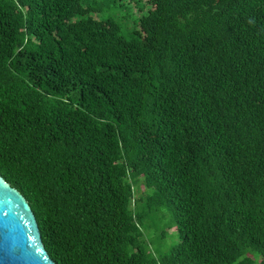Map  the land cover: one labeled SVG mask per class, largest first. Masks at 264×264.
I'll use <instances>...</instances> for the list:
<instances>
[{
    "label": "trees",
    "instance_id": "16d2710c",
    "mask_svg": "<svg viewBox=\"0 0 264 264\" xmlns=\"http://www.w3.org/2000/svg\"><path fill=\"white\" fill-rule=\"evenodd\" d=\"M0 175L55 264H264V0H0Z\"/></svg>",
    "mask_w": 264,
    "mask_h": 264
},
{
    "label": "water",
    "instance_id": "95a60500",
    "mask_svg": "<svg viewBox=\"0 0 264 264\" xmlns=\"http://www.w3.org/2000/svg\"><path fill=\"white\" fill-rule=\"evenodd\" d=\"M0 264H55L45 250L29 203L1 175Z\"/></svg>",
    "mask_w": 264,
    "mask_h": 264
},
{
    "label": "rangeland",
    "instance_id": "374dc122",
    "mask_svg": "<svg viewBox=\"0 0 264 264\" xmlns=\"http://www.w3.org/2000/svg\"><path fill=\"white\" fill-rule=\"evenodd\" d=\"M139 190H140V192L143 191V187H142V185H139ZM173 226H174L173 224H171V225H170V224L167 225V226H166V228H167L166 231H167L168 233H171V232L173 231V228H174ZM172 243H173V242H172ZM170 244H171V241H169V244L167 243V244L164 246V249H166L167 247H168V249H169ZM168 249H167V250H168Z\"/></svg>",
    "mask_w": 264,
    "mask_h": 264
}]
</instances>
